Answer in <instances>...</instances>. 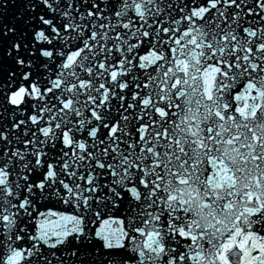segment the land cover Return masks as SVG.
I'll return each mask as SVG.
<instances>
[{"label":"snow or ice","instance_id":"6c2138e0","mask_svg":"<svg viewBox=\"0 0 264 264\" xmlns=\"http://www.w3.org/2000/svg\"><path fill=\"white\" fill-rule=\"evenodd\" d=\"M0 0V264H264V0Z\"/></svg>","mask_w":264,"mask_h":264},{"label":"water","instance_id":"95a60500","mask_svg":"<svg viewBox=\"0 0 264 264\" xmlns=\"http://www.w3.org/2000/svg\"><path fill=\"white\" fill-rule=\"evenodd\" d=\"M11 3L14 4L15 6H10L8 9L7 16L5 19L9 21H11L15 15H18L22 4V0H11Z\"/></svg>","mask_w":264,"mask_h":264}]
</instances>
